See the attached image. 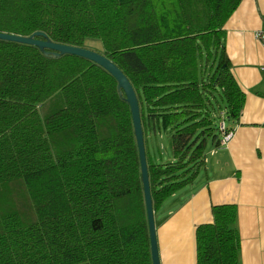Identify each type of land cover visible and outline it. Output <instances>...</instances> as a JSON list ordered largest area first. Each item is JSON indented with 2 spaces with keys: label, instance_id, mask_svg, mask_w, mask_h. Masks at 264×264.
<instances>
[{
  "label": "trees",
  "instance_id": "1",
  "mask_svg": "<svg viewBox=\"0 0 264 264\" xmlns=\"http://www.w3.org/2000/svg\"><path fill=\"white\" fill-rule=\"evenodd\" d=\"M240 1L0 0V31L99 41L138 98L158 227L164 201L197 177L207 140L218 145L220 112L227 129L240 117L223 28ZM212 215L195 228L196 264H243L236 205ZM0 264H152L131 112L115 78L88 59L1 39Z\"/></svg>",
  "mask_w": 264,
  "mask_h": 264
},
{
  "label": "crops",
  "instance_id": "2",
  "mask_svg": "<svg viewBox=\"0 0 264 264\" xmlns=\"http://www.w3.org/2000/svg\"><path fill=\"white\" fill-rule=\"evenodd\" d=\"M228 68L244 104L227 144L207 145L204 164L182 197L169 196L158 211L160 264H196L195 228L211 222L212 206L237 207L243 264H264V48L254 32L264 29V0H241L224 23ZM213 150V151H212ZM209 153V157L207 156Z\"/></svg>",
  "mask_w": 264,
  "mask_h": 264
},
{
  "label": "water",
  "instance_id": "3",
  "mask_svg": "<svg viewBox=\"0 0 264 264\" xmlns=\"http://www.w3.org/2000/svg\"><path fill=\"white\" fill-rule=\"evenodd\" d=\"M0 39L34 45L43 53L44 56L60 57L64 54H72L88 59L101 66L115 78L119 95L126 100L131 112L133 132L139 154L140 176L143 186L144 202L146 207L152 264H160L156 238L153 201L150 191L148 168L145 155L144 136L141 125L140 107L136 92L127 76L112 60L107 58L102 53L86 47L73 46L55 42L51 40L48 35L43 31H36L30 35H19L0 31ZM224 67H226V65H224Z\"/></svg>",
  "mask_w": 264,
  "mask_h": 264
},
{
  "label": "rangeland",
  "instance_id": "4",
  "mask_svg": "<svg viewBox=\"0 0 264 264\" xmlns=\"http://www.w3.org/2000/svg\"><path fill=\"white\" fill-rule=\"evenodd\" d=\"M85 46L86 47H88L89 49H92V50H94V51H97V52H99V50H100V43H99V41H97V40H87V42L85 43ZM203 64V67L205 68V69H207L208 68V65L210 64V61L209 62H207V64L204 62V63H202ZM206 64V65H205ZM206 72V71H205ZM215 115V114H214ZM216 115L218 116V113H216ZM220 115H221V119H216V123H219V122H222V120L224 121L225 120V118H224V111H221L220 112ZM227 123V122H226ZM224 124H225V121H224ZM228 124V123H227ZM226 125V124H225ZM219 126V127H218ZM217 126V129L215 130L217 133H218V138H220L221 137V135H222V133H221V129H220V124ZM229 130H232L233 132H234V129L232 128V129H229ZM232 135H233V133H232ZM157 141L155 142V145H158V146H162V150H164L163 151V154H164V156L165 157H167V158H169V159H171L172 158V156H171V154L169 153V148H168V146L166 145V139H165V136L163 135V136H159L158 134H157ZM231 138V137H230ZM210 144H212V141L210 140V138L207 140V145H210ZM213 145H214V142H213ZM219 146H221V145H218V146H215L214 145V148H217V147H219ZM213 151V150H212ZM205 153H206V150H205ZM207 156L209 157V153H207ZM194 181V180H193ZM192 181V182H193ZM191 183H189V184H187V186H189ZM186 188V185L184 186V189ZM184 189H182L181 191H179V195L180 196H184L186 193H187V191H185ZM158 215V214H157Z\"/></svg>",
  "mask_w": 264,
  "mask_h": 264
},
{
  "label": "built area",
  "instance_id": "5",
  "mask_svg": "<svg viewBox=\"0 0 264 264\" xmlns=\"http://www.w3.org/2000/svg\"><path fill=\"white\" fill-rule=\"evenodd\" d=\"M255 38L260 42V44L264 48V29H259L254 32ZM262 70L264 71V63L262 64ZM220 124V129H221V137L218 139V145H225L227 144L228 140L232 136L233 131L227 129L226 125L224 124V121L219 122L218 125ZM219 127V126H218ZM217 145V146H218Z\"/></svg>",
  "mask_w": 264,
  "mask_h": 264
}]
</instances>
